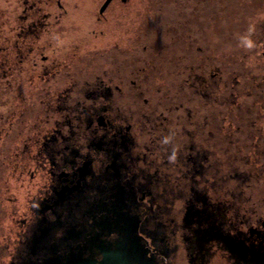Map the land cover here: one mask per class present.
Listing matches in <instances>:
<instances>
[{
  "label": "flooded vegetation",
  "instance_id": "flooded-vegetation-1",
  "mask_svg": "<svg viewBox=\"0 0 264 264\" xmlns=\"http://www.w3.org/2000/svg\"><path fill=\"white\" fill-rule=\"evenodd\" d=\"M121 240L264 264V0H0V264Z\"/></svg>",
  "mask_w": 264,
  "mask_h": 264
},
{
  "label": "water",
  "instance_id": "water-1",
  "mask_svg": "<svg viewBox=\"0 0 264 264\" xmlns=\"http://www.w3.org/2000/svg\"><path fill=\"white\" fill-rule=\"evenodd\" d=\"M114 246V249H105V264H126L132 261V255L127 249L128 241L121 240L115 243Z\"/></svg>",
  "mask_w": 264,
  "mask_h": 264
}]
</instances>
